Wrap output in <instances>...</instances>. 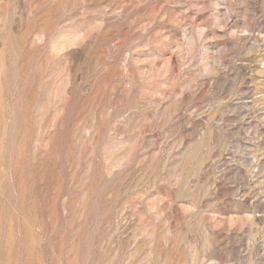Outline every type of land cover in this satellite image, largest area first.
Instances as JSON below:
<instances>
[{"label":"rangeland","instance_id":"374dc122","mask_svg":"<svg viewBox=\"0 0 264 264\" xmlns=\"http://www.w3.org/2000/svg\"><path fill=\"white\" fill-rule=\"evenodd\" d=\"M0 264H264V0H0Z\"/></svg>","mask_w":264,"mask_h":264}]
</instances>
